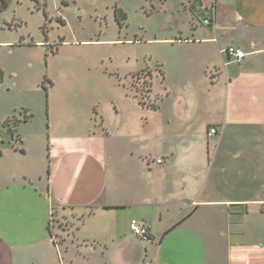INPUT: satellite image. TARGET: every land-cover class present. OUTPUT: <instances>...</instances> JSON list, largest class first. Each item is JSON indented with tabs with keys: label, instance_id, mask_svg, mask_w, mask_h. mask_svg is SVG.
I'll use <instances>...</instances> for the list:
<instances>
[{
	"label": "crops",
	"instance_id": "crops-1",
	"mask_svg": "<svg viewBox=\"0 0 264 264\" xmlns=\"http://www.w3.org/2000/svg\"><path fill=\"white\" fill-rule=\"evenodd\" d=\"M190 4H196L199 22L164 39L180 54L165 70L163 64L153 70L152 95L162 100L152 110L157 115L143 126L119 127V135L130 139L129 151L116 149L110 160L95 141L70 146L72 138L50 140L48 174L40 184H20L17 191L9 186L0 194V250H7V264H63L54 237L44 231L56 194L68 202L82 198L74 207L91 208L92 215L134 209L131 221L146 224L150 235L138 237L137 244L114 229L113 241H122L116 264L143 263L150 252L154 262L158 247L179 231L184 241L207 243L206 250L215 249L222 235L231 245L234 236L243 237L238 248L224 247L219 254L211 246L205 264H264V0ZM229 47L241 49L243 59L229 56ZM214 128L217 134L210 135ZM216 208L227 217L217 233ZM83 243L88 253L102 244L110 249L97 232L79 238ZM173 258L167 253L164 264H174Z\"/></svg>",
	"mask_w": 264,
	"mask_h": 264
},
{
	"label": "rangeland",
	"instance_id": "rangeland-1",
	"mask_svg": "<svg viewBox=\"0 0 264 264\" xmlns=\"http://www.w3.org/2000/svg\"><path fill=\"white\" fill-rule=\"evenodd\" d=\"M193 7L190 0H8L0 12V194L9 186L17 191L20 184H40L48 174L50 140L72 138L70 146L95 141L110 160L116 149L128 152L130 139L119 135V127L143 126L148 116L157 115L135 94L146 98L153 70L161 64L165 70L177 59V46L164 39L199 22ZM117 11L124 14L120 21ZM160 81L155 83L158 92ZM9 119H16L17 127L8 125ZM89 171L102 175L97 167ZM60 197L53 196L52 222L44 231L54 237L63 264H116L122 241H113L114 229L139 244L127 224L133 208L92 215L91 208L74 207L82 198L68 202ZM213 214L217 233L227 217L219 208ZM92 232L105 236L110 249L102 244L96 252H86L79 238ZM222 236L215 249L209 245L206 250L207 243L184 241L185 232L179 231L158 247L154 262L150 252L137 264H164L167 253L175 257L174 264H205L211 246L219 254L244 240L234 236L231 245ZM146 243L156 250L157 245ZM7 255L0 250V264H7Z\"/></svg>",
	"mask_w": 264,
	"mask_h": 264
},
{
	"label": "built area",
	"instance_id": "built-area-1",
	"mask_svg": "<svg viewBox=\"0 0 264 264\" xmlns=\"http://www.w3.org/2000/svg\"><path fill=\"white\" fill-rule=\"evenodd\" d=\"M204 23L209 25V24H211V20L205 19ZM226 53L229 56H233L238 61L242 60L243 57L245 56L244 52L241 49L235 48V47H229L226 50ZM215 134H217V130L215 128L211 129L210 135H215ZM158 162L161 163L162 160H159ZM130 230L134 235H136L137 237H139L141 239H148V237L150 235L149 227L146 224H144V223H142L136 219L131 221Z\"/></svg>",
	"mask_w": 264,
	"mask_h": 264
},
{
	"label": "trees",
	"instance_id": "trees-1",
	"mask_svg": "<svg viewBox=\"0 0 264 264\" xmlns=\"http://www.w3.org/2000/svg\"><path fill=\"white\" fill-rule=\"evenodd\" d=\"M7 4H8V0H1L0 1V12L7 7ZM119 14L120 15H124V14L122 12L117 11V13H116L117 19L120 21ZM152 79H153V77H151V80ZM135 97L139 99L140 104L143 107H146V108L151 109V110H158L160 108V106L158 104L159 97L152 95V81L150 82V86L148 87V95L146 96V98L143 97L142 95H140L139 93H138V95L135 94Z\"/></svg>",
	"mask_w": 264,
	"mask_h": 264
},
{
	"label": "flooded vegetation",
	"instance_id": "flooded-vegetation-1",
	"mask_svg": "<svg viewBox=\"0 0 264 264\" xmlns=\"http://www.w3.org/2000/svg\"><path fill=\"white\" fill-rule=\"evenodd\" d=\"M16 120V119H15ZM14 119H13V121H11L10 119L7 121L8 122V125H18V123H17V121H15ZM17 127V126H16Z\"/></svg>",
	"mask_w": 264,
	"mask_h": 264
}]
</instances>
